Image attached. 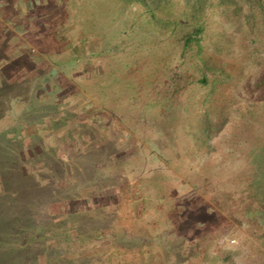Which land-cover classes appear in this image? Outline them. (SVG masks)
Instances as JSON below:
<instances>
[{"label":"rangeland","instance_id":"obj_1","mask_svg":"<svg viewBox=\"0 0 264 264\" xmlns=\"http://www.w3.org/2000/svg\"><path fill=\"white\" fill-rule=\"evenodd\" d=\"M195 2L0 0V264H264V26Z\"/></svg>","mask_w":264,"mask_h":264},{"label":"trees","instance_id":"obj_2","mask_svg":"<svg viewBox=\"0 0 264 264\" xmlns=\"http://www.w3.org/2000/svg\"><path fill=\"white\" fill-rule=\"evenodd\" d=\"M245 2L247 3V12L243 14V19L249 29L253 32V30H256L258 26H264V0H245ZM238 4V0H196L194 8L196 11H198L202 10L206 5L213 9L218 6H222L227 10H232L234 7H237L238 10H240V6ZM180 26H182L180 29L181 32L179 34L181 35V56L183 57L182 63H185V61L188 60L190 64L188 66V70L193 75V77L190 79V82H196L201 86H206L208 88L209 94L210 92H215L213 89H209V86L211 88L216 86V81L221 80L220 76H227L228 71H226V69H220L219 67L214 66L211 59H208L202 55L198 44V38L201 33L199 25L180 24ZM187 51H193V56L185 57ZM179 76L180 75L174 74V76L172 77V81H178ZM172 85L175 86V84ZM173 94L174 93L166 95L167 100H170ZM206 114V111L205 115L203 116H201L200 114L197 115L196 112H193L191 121L198 123V126H204L205 128H208L209 120H207ZM26 249L27 248H25V251ZM25 253L27 255V258L31 260L32 258L28 255V252L26 251Z\"/></svg>","mask_w":264,"mask_h":264}]
</instances>
